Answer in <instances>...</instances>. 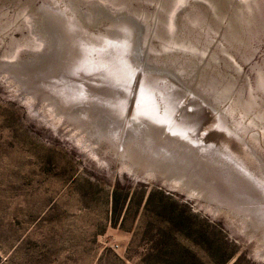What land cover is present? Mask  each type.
Returning a JSON list of instances; mask_svg holds the SVG:
<instances>
[{"label": "rangeland", "instance_id": "rangeland-1", "mask_svg": "<svg viewBox=\"0 0 264 264\" xmlns=\"http://www.w3.org/2000/svg\"><path fill=\"white\" fill-rule=\"evenodd\" d=\"M228 1L0 0V264H264V0Z\"/></svg>", "mask_w": 264, "mask_h": 264}, {"label": "water", "instance_id": "water-1", "mask_svg": "<svg viewBox=\"0 0 264 264\" xmlns=\"http://www.w3.org/2000/svg\"><path fill=\"white\" fill-rule=\"evenodd\" d=\"M217 1L219 2L218 4H220V5L221 4H226L227 5V3L229 2L228 0H217ZM232 1H235V2L238 1L239 2L241 0H232ZM206 3H208L206 5H209L210 8H213L214 7V4L209 3V2H206ZM224 10H227V9H224ZM227 111H228L229 115H231V122H232V119H237L233 113L229 112V108L227 109ZM237 126L238 127H241V126H244V125L239 122V125H237Z\"/></svg>", "mask_w": 264, "mask_h": 264}, {"label": "bare ground", "instance_id": "bare-ground-1", "mask_svg": "<svg viewBox=\"0 0 264 264\" xmlns=\"http://www.w3.org/2000/svg\"><path fill=\"white\" fill-rule=\"evenodd\" d=\"M46 13V12H45ZM46 15H48V14H46ZM239 125V124H238ZM246 126V125H245ZM243 127V126H242Z\"/></svg>", "mask_w": 264, "mask_h": 264}]
</instances>
